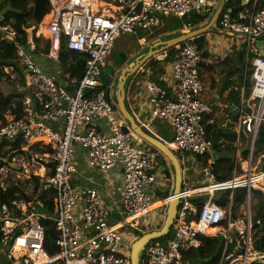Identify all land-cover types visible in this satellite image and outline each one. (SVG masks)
Wrapping results in <instances>:
<instances>
[{
  "label": "built area",
  "instance_id": "built-area-1",
  "mask_svg": "<svg viewBox=\"0 0 264 264\" xmlns=\"http://www.w3.org/2000/svg\"><path fill=\"white\" fill-rule=\"evenodd\" d=\"M49 3L48 20L26 29L28 44L34 50L35 38L49 40L46 58L58 64L65 44L69 51L84 56V74L79 81L63 71V80L59 81L43 72L16 45L17 31L0 8V38L17 46L24 70L22 80L12 67L5 68L22 95L24 108L22 116L9 110L0 123V191L8 194L15 188L11 201L0 204V257L5 256L8 264H131V249L139 237L126 239L127 232L156 231L152 230L158 222L153 213L161 209L166 212L174 196L156 201L149 193L148 188L157 182L161 154L142 146L132 132L123 131L125 124L116 101L112 95L110 101L106 99L107 87L101 81L103 66L122 33L135 34L159 26L160 15L184 19L213 13L217 0ZM98 3L113 9V13L103 15ZM41 26L44 33L39 31ZM218 28L223 36L245 40L248 50L256 54L250 66V95L246 96L244 90L241 95L238 132L251 139V163L245 175L235 172L231 180L217 181L212 169L214 144L205 124V117L214 108L202 99L206 90L202 66L208 61L202 58L197 44L178 46L170 89L150 80L144 83L152 108L143 126L150 130L158 120L169 123L174 139L165 144L183 166L189 160L193 164L194 158H211L203 167V181H183L170 234L146 246L141 264H192L184 253L200 246L201 235L223 238L220 264H264V250L255 245L251 203L241 215L232 210L236 189L264 192V171L252 167L255 143L264 124V51L256 49L264 36V0H243L237 11L225 10ZM88 88L92 93L86 94ZM99 119L109 124L108 133L96 125ZM15 143L20 144L17 151H13ZM77 145L87 150L90 166L102 173L121 164V218L114 224L109 223L113 211L98 190L74 186ZM227 192L230 205L225 209L217 198ZM199 197L206 198L202 207L192 202ZM52 229L56 236L47 248V234ZM213 229L217 231L209 232Z\"/></svg>",
  "mask_w": 264,
  "mask_h": 264
},
{
  "label": "crops",
  "instance_id": "crops-1",
  "mask_svg": "<svg viewBox=\"0 0 264 264\" xmlns=\"http://www.w3.org/2000/svg\"><path fill=\"white\" fill-rule=\"evenodd\" d=\"M226 3H227V0L224 1V6L219 11L220 0H217L216 9L214 10L213 13L207 14L208 19L207 21L204 22L205 25H207V23L209 24L207 26L204 25V27L201 29L194 30L191 23H190V26H187L189 24L187 23L185 24L182 22L185 18L184 19L177 18L179 22L181 23V26L179 28L173 27L172 30L168 32L169 34L168 40L165 43H160V44H163L160 47V49H156L152 46L150 49H148L150 52L148 51L149 53L146 56H141L139 59L130 60V58H128L125 55L127 58L128 64L126 62L121 67L119 65L120 64L119 61H117L115 64H108L106 60L103 66V69H105L106 67H113L114 69L113 82L106 87L107 89H110L111 95L115 101L117 100V93L119 91L120 80H121L122 74L125 73L126 70L130 72L128 73L126 71L125 73V75L128 77V80L124 87L125 93H126L125 106H126V109L129 115L132 117L135 123L145 133H147L151 137L156 138L157 140H160L163 143L171 142L174 139V131L172 127L170 126V124L167 122L158 120L152 124L150 130L145 129V127L143 126V124L146 123L147 120L149 119L151 108H152L150 96L145 90L144 83L146 80H150L162 86L163 88L167 90L170 89V86L173 82L171 68H172L173 60L175 59V56L177 54L178 46H181L182 44H185V43H195L194 40L196 38H199L203 35L206 36V40L208 43L207 50L209 51L210 56L206 59L208 63L203 64V65H204L205 70L207 71V73H205L206 74L205 77L207 78V80L209 79V86L206 88L205 92L203 93L202 99L213 106L214 111L212 114L215 113V107L217 105L222 106L221 104L223 102H225V104H228L229 109H230V106L232 104L229 99L231 91H238L241 85L243 84L245 85V80L248 76H249L250 84H251L252 73L251 75H248V73L250 72L251 60L253 58V57L251 58V54H255V53L253 51L250 52L248 50L245 40H242L238 37L230 38V37L223 36L220 33L219 28H218L219 20H220L222 13L225 11ZM216 15H217V18L213 26L211 27V32H208L201 36L192 38L188 40L187 42L181 41L171 46L172 41L180 40L184 38V36H187L188 34L192 32L202 30L208 27ZM202 16H205V15H202ZM217 34L221 35L222 38L221 39L217 38L216 36ZM211 36H213L214 38L211 39ZM223 39H227V40H223ZM43 40L50 42L49 40H46V39H43ZM139 45L145 47L146 40L144 39V37H141L139 39ZM256 49H258L259 52L264 51V36L259 39L258 43L256 44ZM241 52L244 53V56H245L244 66L239 64L237 61L239 54ZM223 56H225V59H222ZM160 57H163V58H160ZM211 57L212 58L218 57L219 64L220 63L223 64L227 62L228 60H230L229 65L225 63V66L229 67V69L223 72L221 68H218L220 66L215 67L212 64L213 61L211 60L212 59ZM45 58L46 56L44 58L36 57L37 65L46 74L55 77L59 81H62L63 71H64L63 68L58 63L55 64L57 65L56 67L50 68L47 64L48 62L45 61ZM131 64L132 65L136 64V66H139L137 69L135 68L136 71H134L135 69L132 68L133 66ZM124 66H126V68L121 70ZM237 67L244 69V81L243 82L239 78L238 73H236ZM54 71L56 73V76L53 75ZM155 71L159 72L160 76H157L156 80H152L151 77L154 75ZM216 71H218V73L214 74V72ZM243 90L245 91V87H242L241 93H240V104H239L240 107H238L239 110L237 109L239 118H238V121L233 124V128H232V130L236 132L238 135L237 143H236L237 146L242 145L241 138L242 136H244L243 134L238 133L239 132V119L241 117V107H242L241 95L243 93ZM214 118L215 120L218 121V118H216L215 115H214ZM227 119L228 118H224V119L222 118L221 120L219 119L220 124L223 128L226 127L228 124L233 123L232 120H229V119L228 120L230 122L226 123L225 120ZM123 120H124L125 126L129 128L130 132H132V129H133L132 125L125 118H123ZM96 125L99 128L103 129L105 132L107 133L109 132V124L105 120L103 119L97 120ZM138 140L141 142L142 146L147 147V148H153L146 141L141 140L140 138H138ZM245 147L242 149V151L246 150ZM177 158L180 159L179 156H177ZM196 159L197 158L193 159L195 160L193 164H190V160H189V163L187 164L185 163L184 166L180 161L181 159L179 160L182 166V171H183V181L195 182V181H203L205 179L203 175V166L200 163V161L197 162ZM240 160L241 158H239V161ZM160 163H161V167L158 173L157 182L155 183L153 187L148 188L149 193L152 196H154V199L156 201H162L174 195L176 191V187H177L176 170L173 164L170 162L169 159L164 157L162 154L160 158ZM74 164L77 168V173L73 177L74 186L76 188L84 187V188H92V189L98 190L102 196L103 201L113 211L111 218H114L115 222L120 220L121 215L119 214V207L121 204H120V194H119L118 188L122 187L123 185V171H122L121 164L109 170L107 173H102L101 171L94 169L90 166L87 150L85 151V149L79 145L76 146ZM235 172H237V170L234 171V174ZM242 208H243V212L240 213V210L236 211L238 215L243 214L247 210V205L242 206ZM167 209H166V212L164 209H161L153 213L154 215L155 214L157 215L156 218L158 222H157L156 227L152 228V230H159L161 226L160 222L164 220L165 214L167 215ZM158 215L162 217L160 218ZM149 232H152V231H149ZM149 232L147 231H145V233L140 232L141 233L140 234L136 230H129L127 232L126 239L130 238L128 234L129 235L132 234L131 237H140ZM133 233L135 235H133Z\"/></svg>",
  "mask_w": 264,
  "mask_h": 264
},
{
  "label": "trees",
  "instance_id": "trees-1",
  "mask_svg": "<svg viewBox=\"0 0 264 264\" xmlns=\"http://www.w3.org/2000/svg\"><path fill=\"white\" fill-rule=\"evenodd\" d=\"M243 0H227L225 10L237 11L241 7ZM0 8L5 11V15L8 21H12V25L17 31L18 39L17 46L23 48L25 52L33 58L37 64L36 57H45L50 51V42L44 41L43 39H34L35 49L32 50L28 44V37L26 29H29L35 25L40 24L45 16L50 12L49 0H0ZM192 15L185 18L182 22L192 24L193 29H201L204 27V22L207 21L208 16ZM181 25L175 26L179 28ZM195 43L198 44L199 50L202 53V58L207 59L210 56L207 50L206 36L196 38ZM14 43L9 41H2L0 38V84L8 83L12 86V92L5 94L0 90V123L5 121V115L10 110L17 116H22V110L24 108L22 102V95L18 93L14 82L11 80L9 74L6 73L5 68L12 67L16 73H18L22 80L24 78V70L20 64L18 56V48ZM256 54H251V58L255 57ZM45 61L49 59L45 58ZM238 63L244 66L245 56L244 53H240L237 59ZM127 62L125 54L121 55L119 60L120 67ZM227 65L230 64V60L225 62ZM60 66L63 68L64 73L69 72L71 77L77 80H81L84 74L85 58L82 54L72 52L67 49L65 44L62 45L60 51ZM239 78L244 81V69L236 68ZM251 75V71L248 73ZM160 73L155 71L151 77L152 80H156ZM102 81L104 86H108ZM162 85V84H161ZM242 87H245L246 96L250 95L251 84L249 76L245 80V85H241L238 91H231L229 99L231 101L230 116L233 123L228 124L226 127H222L220 121L215 120L214 114H209L205 117V124L207 129L208 138L212 140L214 144V152L217 153L215 164L212 166L213 173L216 176L218 182H226L234 177V171L237 170L239 173L242 170V164L247 162L249 159V150L241 151V160H237L236 152L238 150L237 138L238 135L232 130L233 124L238 121V107H240V93ZM238 109V110H237ZM212 121V123H211ZM243 138L245 139L243 141ZM247 138L242 136L241 144L245 145ZM13 151H17L20 148L19 143H15ZM243 148H241L242 150ZM211 156L198 157L197 162L200 161L203 167L208 166V160ZM263 159L264 161V124L260 127L258 137L255 143L254 157L253 159ZM213 159V158H212ZM261 171H264V166L261 167ZM12 187L8 194H2L0 191V204L7 203L13 198ZM229 193L218 195L217 203L227 209L230 205ZM205 197H199L192 199V202L198 207H202L205 203ZM250 202L253 211V232L255 245L258 249L264 250V192L261 190H252L250 193L246 188H238L234 191L232 210L236 212L241 206L247 205ZM235 214V213H234ZM211 233H215L216 230H210ZM55 230L52 229L47 234V248H50V239L55 238ZM200 246L196 249H191L184 253V258L191 261L192 264H220L221 256L224 248V240L221 237H210L201 235L199 237Z\"/></svg>",
  "mask_w": 264,
  "mask_h": 264
},
{
  "label": "rangeland",
  "instance_id": "rangeland-1",
  "mask_svg": "<svg viewBox=\"0 0 264 264\" xmlns=\"http://www.w3.org/2000/svg\"><path fill=\"white\" fill-rule=\"evenodd\" d=\"M160 19H161V22H160L159 26L152 27V28H150L148 30H141L140 29L135 34L122 33L120 35V37L116 40L114 48L111 51V53H110V55H109V57L107 59V63L108 64H115L117 61L120 60L122 54H125L128 58H130V60L131 59H134V60L135 59H139L141 56H146L150 52L148 49H150L152 46L154 48H156V49H160V47L163 45V44H160V43H165L168 40V38H169L168 32H170L173 27L177 26L178 22H179V20L177 18H175L174 16L165 17L163 15H160ZM46 20H48L47 16H45L44 21H46ZM208 24L209 23H207V25ZM207 25H205V26H207ZM216 36H217V38H220V39L222 38V36L219 35V34H217ZM141 37H144V39L146 40L145 47L139 45V39ZM212 38H214V37L211 36V39ZM223 40H227V39H223ZM160 58H163V57H160ZM211 60L213 61L212 64L215 67L220 66L218 68H221V70H223V72H225L226 70L229 69V67L225 66V63H223V64L220 63L219 64L218 57H214ZM47 64H48V66L50 68H53V67L57 66V65H55L56 63H54L52 60H49ZM127 64H128V62H127ZM126 66H124L121 70L125 69ZM205 73H207V71L205 70L204 65H203L202 66V75H203V78H204V81H205V86L207 88L209 86V79L207 80V78L205 77L206 76ZM217 73H218V71L214 72V74H217ZM53 75L56 76L55 71L53 72ZM210 81H211V79H210ZM0 90H2L5 94H9V93L12 92L13 89H12V86H10L8 83H3V84H0ZM221 105L222 106L217 105L215 107L214 115L216 116V118H218V120L219 119L221 120L222 118L223 119L224 118H228L229 120H231V117H230V114H229L230 113L229 105L225 104V102H223ZM228 119L225 120L226 123L230 122ZM246 138H247V140H246V143H245L244 146L238 145V150L236 152L237 160H239V158H241V156H240L241 151H242L241 148H244L245 146H249L250 145L251 139L249 137H247V136H246ZM244 140L245 139L243 138V141ZM248 163L249 164L251 163L250 155H249L248 161L242 164V170L239 173H237L238 176L245 175V168L248 165ZM262 166H264L263 159L262 160L260 158L258 160L253 159V162H252L253 170L259 172V171H261L260 169H261ZM223 194L224 193H220L218 195L220 196V195H223ZM239 210H240V213L243 212L242 206H241V208ZM165 220H166V217L164 218V220H162L160 222L161 226H160L159 230L163 227V224L165 223ZM109 223L110 224H114L115 223V219L114 218L109 219ZM138 233H140V232H138ZM133 235H135V234L133 233ZM128 236L131 237L132 234H130V235L128 234ZM0 264H8L7 259L5 258V256H1L0 257Z\"/></svg>",
  "mask_w": 264,
  "mask_h": 264
},
{
  "label": "water",
  "instance_id": "water-1",
  "mask_svg": "<svg viewBox=\"0 0 264 264\" xmlns=\"http://www.w3.org/2000/svg\"><path fill=\"white\" fill-rule=\"evenodd\" d=\"M224 1L225 0H220L219 11L223 8ZM217 15H218V13H217ZM217 15L214 17V19L212 20L211 24L208 27H206L205 29H202V30L192 32V33L188 34L187 36H184V38H182L180 40L172 41L171 46L173 44H176V43L181 42V41L187 42L188 40H190L192 38H195V37L201 36L203 34H206L208 32H211V27L213 26V24L217 18ZM132 66H133L132 67L133 69H135V68L137 69L139 67V66H136V64H133ZM136 69L134 71H136ZM113 71H114L113 67H106L104 69L103 79L108 84H111L113 82V78H114V72ZM126 71H125V73H126ZM125 73L122 74V77L120 80L119 91L117 93V100H116L121 115L123 116V118H125L132 125V127H133L132 133L134 135H136L141 140L146 141L150 146H152L154 149L159 151L164 157H166L167 159L170 160V162L173 164V166L176 170V176H177L176 191H175V194L173 195L174 196L173 200L170 202V204L168 206L167 216H166V220H165L163 227L160 230L152 231V232H149V233H146V234L140 236L132 246L131 264H141L142 255L146 249V246L153 240L163 239V238L167 237L173 228V224H174V221H175V218L177 215V211H178V206H179L178 195L181 193L182 188H183V171H182L181 163H180L179 159L177 158V156L175 155V153L172 150H170L165 143H163L160 140H157L156 138H153L150 135H148L147 133H145L135 123V121L132 119V117L129 115V113L126 109V106H125L126 93H125L124 87H125V84L128 80V77L125 75ZM128 73H130V72H128ZM92 91H93L92 89L88 88V89H86V94H90V93H92ZM110 93H111L110 89H107V91H106L107 101H110V99H111ZM123 131L126 134L130 133L129 128L125 125L123 127ZM245 149L248 150V146H246ZM212 158H213V160H216V158H217L216 152L212 153ZM41 195H42V192H41Z\"/></svg>",
  "mask_w": 264,
  "mask_h": 264
},
{
  "label": "bare ground",
  "instance_id": "bare-ground-1",
  "mask_svg": "<svg viewBox=\"0 0 264 264\" xmlns=\"http://www.w3.org/2000/svg\"><path fill=\"white\" fill-rule=\"evenodd\" d=\"M99 5V9L98 11L100 10V12L103 14V15H110L111 13H113V9L111 8H107L103 3H98ZM97 6V5H96ZM97 9H95L94 11L96 12ZM39 31L44 33V29L42 28V26L39 28ZM161 204V203H160ZM160 204H158L157 206H159ZM217 231V229H215ZM210 232V231H209Z\"/></svg>",
  "mask_w": 264,
  "mask_h": 264
}]
</instances>
